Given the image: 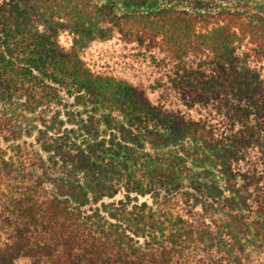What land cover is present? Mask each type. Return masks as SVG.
Segmentation results:
<instances>
[{
  "label": "trees",
  "instance_id": "trees-1",
  "mask_svg": "<svg viewBox=\"0 0 264 264\" xmlns=\"http://www.w3.org/2000/svg\"><path fill=\"white\" fill-rule=\"evenodd\" d=\"M116 33L158 48L205 115L92 71L80 50ZM255 247L264 0H0V264H252Z\"/></svg>",
  "mask_w": 264,
  "mask_h": 264
},
{
  "label": "rangeland",
  "instance_id": "rangeland-1",
  "mask_svg": "<svg viewBox=\"0 0 264 264\" xmlns=\"http://www.w3.org/2000/svg\"><path fill=\"white\" fill-rule=\"evenodd\" d=\"M59 41L62 46L69 48L72 37L68 33H62ZM80 55L92 71L113 75L132 83L144 92L152 105L163 106L168 110L184 111L194 118L205 115L200 108L187 110L167 89L166 72L161 62L162 53L158 48L139 47L123 35L116 33L110 40L89 44L80 50ZM120 198L121 195H118L115 200ZM140 201H149V199L140 198ZM250 249L252 264H264V248ZM16 264H32V260L23 256L17 260Z\"/></svg>",
  "mask_w": 264,
  "mask_h": 264
}]
</instances>
